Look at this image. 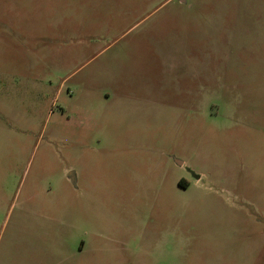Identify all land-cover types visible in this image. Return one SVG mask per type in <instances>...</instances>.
I'll list each match as a JSON object with an SVG mask.
<instances>
[{"label": "rangeland", "instance_id": "374dc122", "mask_svg": "<svg viewBox=\"0 0 264 264\" xmlns=\"http://www.w3.org/2000/svg\"><path fill=\"white\" fill-rule=\"evenodd\" d=\"M0 264H264V0H0Z\"/></svg>", "mask_w": 264, "mask_h": 264}, {"label": "water", "instance_id": "95a60500", "mask_svg": "<svg viewBox=\"0 0 264 264\" xmlns=\"http://www.w3.org/2000/svg\"><path fill=\"white\" fill-rule=\"evenodd\" d=\"M180 162L179 161H177V164H179Z\"/></svg>", "mask_w": 264, "mask_h": 264}]
</instances>
